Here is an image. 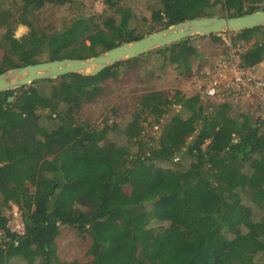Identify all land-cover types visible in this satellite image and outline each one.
<instances>
[{
	"label": "trees",
	"instance_id": "trees-1",
	"mask_svg": "<svg viewBox=\"0 0 264 264\" xmlns=\"http://www.w3.org/2000/svg\"><path fill=\"white\" fill-rule=\"evenodd\" d=\"M102 1L106 9L94 16L79 0H0V74L95 57L188 19L264 9V0H138L150 12L140 17L127 0ZM69 3L77 5L69 24L36 26L43 8ZM19 25L29 31L17 38ZM229 35L243 68L264 61V27ZM202 38L223 43L221 35L195 36L143 56L170 52L188 77ZM130 62L0 93V264H264V115L236 110L243 100L233 95L211 101L151 90L121 121H82L115 70L138 66ZM176 105L156 144L143 136V122L160 124ZM12 205L23 234L9 227ZM66 227L91 239L86 262L59 257Z\"/></svg>",
	"mask_w": 264,
	"mask_h": 264
},
{
	"label": "rangeland",
	"instance_id": "rangeland-1",
	"mask_svg": "<svg viewBox=\"0 0 264 264\" xmlns=\"http://www.w3.org/2000/svg\"><path fill=\"white\" fill-rule=\"evenodd\" d=\"M127 2L140 17L150 15V12L145 10L144 6L138 3V0H127ZM79 3L80 11L87 12L89 15L95 16L101 14L106 9L102 0H79ZM220 8V6L217 7L218 12L221 11L219 10ZM76 11L77 5L71 3L64 7L46 6L38 16L36 26L46 32H51L56 28L60 29L64 22L69 24L68 22H70ZM28 31V27L19 25L15 30V36L19 38ZM229 37V34L221 35L223 43H215L211 38L195 39L194 44L197 45L200 56L196 59L192 68V75L188 77H185L181 73L182 71L177 69L176 64L170 61L172 54L170 52L166 53L165 59L161 54L153 53L147 57L145 56L146 58L142 55L132 59L131 65H136L133 62L138 60V66H134L131 70H126L124 66L115 70L117 74L102 84L104 88L103 93L101 92L100 95H97L95 101L84 106L80 113L81 120H89L96 128H104L107 123L112 124L113 122L121 121L124 113L137 109V98L141 94L151 90H161L168 96H172L178 90L189 96L196 95L199 84L198 86L195 84L194 78L209 75L211 68L214 66L213 64L219 59L220 55L218 53L225 51L227 46L231 44ZM238 55H233L234 60H236L232 62L233 65L235 62L239 63ZM141 63L145 69L143 72L145 75H142L140 69ZM250 71L257 81L264 83V61L257 68L250 69ZM148 73L149 75H147ZM199 74H203V76ZM249 92V95L246 92V95H242L239 99H236V101L243 100L240 106H236V110L245 112V109H249L253 112L255 111L258 116L264 115V87L252 85L251 87L249 86ZM259 96L263 100H260ZM203 104L205 103L203 102ZM180 109V105L173 106L160 124H154L152 117L143 122L145 127L143 136L153 138L154 144H156L165 125ZM44 113H47V111H44ZM16 210V206L12 205L7 214ZM11 223L12 219L9 222V227L14 229V225ZM57 241L59 244L58 255L62 260L86 262L94 252L91 248V239L89 237H80L73 228H63L61 236ZM12 264H24V262L17 260Z\"/></svg>",
	"mask_w": 264,
	"mask_h": 264
},
{
	"label": "water",
	"instance_id": "water-1",
	"mask_svg": "<svg viewBox=\"0 0 264 264\" xmlns=\"http://www.w3.org/2000/svg\"><path fill=\"white\" fill-rule=\"evenodd\" d=\"M264 27V9L237 17L188 19L159 29L141 39L119 43L115 47L86 59L65 58L13 68L0 74V93L26 87L36 81L53 80L68 74L96 76L108 67L195 36H211ZM10 97L8 101H12Z\"/></svg>",
	"mask_w": 264,
	"mask_h": 264
},
{
	"label": "built area",
	"instance_id": "built-area-1",
	"mask_svg": "<svg viewBox=\"0 0 264 264\" xmlns=\"http://www.w3.org/2000/svg\"><path fill=\"white\" fill-rule=\"evenodd\" d=\"M228 47H230V44L225 51L219 54V59L213 64L214 66L208 76L199 74L203 77L194 78L195 84L197 86L199 84L197 93L201 97L210 100L211 96L215 99L233 95L236 99H239L240 96L246 95V92L248 95L250 94L249 86L264 87V83L257 81L250 69H245L239 65L241 61L239 55V63L235 62L233 65L232 62L236 61L233 55H236L237 51L236 49L228 50ZM10 214L12 215L11 224L14 225L15 230L23 232L24 222L20 213L16 210Z\"/></svg>",
	"mask_w": 264,
	"mask_h": 264
},
{
	"label": "bare ground",
	"instance_id": "bare-ground-1",
	"mask_svg": "<svg viewBox=\"0 0 264 264\" xmlns=\"http://www.w3.org/2000/svg\"><path fill=\"white\" fill-rule=\"evenodd\" d=\"M226 34H230V33H226ZM220 35H222V34H220ZM217 99H218V100H221L220 98H215V99H213L212 96L210 97V100H211V101H217ZM11 230H12L13 232H16V233H19V234H23V233L25 232V226H24V231H23V232H18V231L15 230V228H14V229H11Z\"/></svg>",
	"mask_w": 264,
	"mask_h": 264
}]
</instances>
